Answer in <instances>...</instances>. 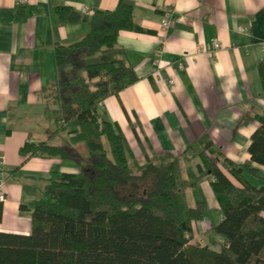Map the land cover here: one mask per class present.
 I'll use <instances>...</instances> for the list:
<instances>
[{
  "label": "crops",
  "instance_id": "crops-1",
  "mask_svg": "<svg viewBox=\"0 0 264 264\" xmlns=\"http://www.w3.org/2000/svg\"><path fill=\"white\" fill-rule=\"evenodd\" d=\"M118 1L27 0L24 5L35 8L32 15L0 20V156L7 178L0 232L28 235L31 212L21 206L41 196L53 170L77 172L75 165L58 157L20 154L25 144L44 141L52 146L83 145L76 121L59 120L60 106L49 88L56 79L55 46L78 41L87 25L61 23L54 7L64 4L76 11L86 7L94 13L115 9ZM128 1L133 23L143 31H121L117 45L137 79L106 97L100 113L118 127L132 160L140 165L176 159L179 166H191V177L201 181L214 211L205 215L199 195L195 204L203 203L204 218L192 223V240L206 239L202 246L222 243L210 232L222 219L219 204L210 181L198 178L196 165L204 139L220 158L235 165L249 161L250 136L259 126L258 117L264 118V0ZM18 6L17 0H0V10ZM168 11L182 21L162 30ZM212 40L221 44L214 55L197 50L198 44ZM178 63L184 67L179 69ZM251 167L257 176L243 175L259 188L264 185V166ZM224 173L241 187L226 169Z\"/></svg>",
  "mask_w": 264,
  "mask_h": 264
},
{
  "label": "trees",
  "instance_id": "trees-1",
  "mask_svg": "<svg viewBox=\"0 0 264 264\" xmlns=\"http://www.w3.org/2000/svg\"><path fill=\"white\" fill-rule=\"evenodd\" d=\"M34 11L3 9L0 20H22ZM53 12L61 23L87 25L78 41L55 46L56 79L49 88L59 120L76 121L83 145L44 141L21 148L23 156L58 157L77 172L53 170L41 196L21 206L31 212L30 232H0V264H264V185L257 188L243 175L257 176L252 164L264 166V118L258 117L249 161L241 165L213 154L204 139L196 169L219 204L222 219L210 232L222 243L190 244L204 205H187L178 161L132 160L123 134L98 109L137 79L117 45L121 31H143L133 23L131 4L119 0L115 9L90 16L64 4Z\"/></svg>",
  "mask_w": 264,
  "mask_h": 264
},
{
  "label": "built area",
  "instance_id": "built-area-1",
  "mask_svg": "<svg viewBox=\"0 0 264 264\" xmlns=\"http://www.w3.org/2000/svg\"><path fill=\"white\" fill-rule=\"evenodd\" d=\"M27 0H17L18 5H24L26 4ZM79 12L84 16H90L93 13L87 9L86 7H82ZM180 22L182 21L181 17L174 18L173 14L171 12H165L163 19L161 21V27L162 30H166L172 22ZM197 50L200 52L208 53L211 55H214L220 48L221 44L217 40H212L209 43H200L197 45ZM177 67L179 69H182L184 65L182 63H178ZM173 81H171L172 83ZM98 109L101 110V105H98ZM6 187H7V178L5 173V161L3 157L0 156V204L3 205L7 201V193H6Z\"/></svg>",
  "mask_w": 264,
  "mask_h": 264
},
{
  "label": "rangeland",
  "instance_id": "rangeland-1",
  "mask_svg": "<svg viewBox=\"0 0 264 264\" xmlns=\"http://www.w3.org/2000/svg\"><path fill=\"white\" fill-rule=\"evenodd\" d=\"M105 143V148L107 149L108 152V147ZM190 170H191V166L187 163H183L180 165V172L183 173L184 175V179H183V183H184V190H185V195H186V202L188 206H194L196 200H199L198 196L200 195L203 202H205L206 208H205V215L208 217V215L211 213H213L214 211H211L212 209L210 208V205L208 203L209 201V197L205 195V192H203L201 190V181H197L195 178L191 177L190 175ZM213 215V214H212ZM211 215V216H212ZM206 239H194L192 240V243L190 242V244L192 245H198V246H202L204 243H206Z\"/></svg>",
  "mask_w": 264,
  "mask_h": 264
}]
</instances>
